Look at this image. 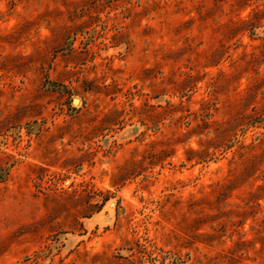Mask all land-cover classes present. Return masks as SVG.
<instances>
[{
    "label": "rangeland",
    "instance_id": "rangeland-1",
    "mask_svg": "<svg viewBox=\"0 0 264 264\" xmlns=\"http://www.w3.org/2000/svg\"><path fill=\"white\" fill-rule=\"evenodd\" d=\"M0 264H264V0H0Z\"/></svg>",
    "mask_w": 264,
    "mask_h": 264
}]
</instances>
